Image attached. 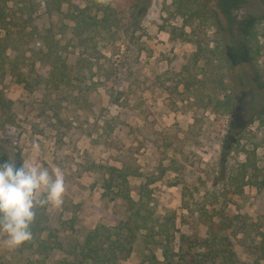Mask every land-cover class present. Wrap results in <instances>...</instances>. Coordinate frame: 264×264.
Listing matches in <instances>:
<instances>
[{"label":"rangeland","instance_id":"rangeland-1","mask_svg":"<svg viewBox=\"0 0 264 264\" xmlns=\"http://www.w3.org/2000/svg\"><path fill=\"white\" fill-rule=\"evenodd\" d=\"M226 1H242L232 8L237 20L252 15L245 25L257 28L263 52L260 70L235 44L229 46L226 60L203 56L197 62L195 84L205 83L206 91L223 101L203 111L197 105L189 108L180 92L168 89L197 51L195 37L184 34L182 19L174 16L172 0H152L138 28L105 33L107 39L98 40L94 52L78 45L64 15L47 11L44 4L32 10V25L42 30L52 27L68 46L63 56L72 83L59 89L46 86L39 80L38 72H44L39 55L27 51L22 76L7 74L0 90L12 101L19 126L21 167L27 161L50 171L59 168L65 176L63 205L43 208L45 234L82 240L95 226H112L126 218L129 209L118 186H105L108 168L121 167L126 158L135 167L128 175L131 195L138 199L141 187L147 186L155 215L174 211L177 240L181 233L197 237L202 240L200 250L211 221L228 215L237 224L227 233L238 259L264 264V189L257 185L264 175V4ZM75 3L93 5L94 0ZM203 28L202 38L213 46L219 31L214 26ZM31 46L36 51L39 47ZM105 139L122 148L107 146ZM34 143L40 145L38 154L33 152ZM248 155L259 168L258 180L250 166L243 175L241 164ZM6 239L0 232L2 264H24L32 256L21 246L9 249ZM155 252L163 258L160 248ZM147 253L138 238L131 254L116 264H152ZM66 255L64 248L55 247L47 264Z\"/></svg>","mask_w":264,"mask_h":264},{"label":"trees","instance_id":"trees-1","mask_svg":"<svg viewBox=\"0 0 264 264\" xmlns=\"http://www.w3.org/2000/svg\"><path fill=\"white\" fill-rule=\"evenodd\" d=\"M151 1L109 0L107 5H103L94 0L93 5H78L75 0H0V84L7 74L22 76L21 63L27 51L39 55V67L44 69L43 73L38 72L39 80L42 83L44 80L46 86L59 89L61 85L70 87L72 83L63 56L68 46L61 43L52 27L42 30L30 22L31 12L38 5L44 4L47 11L64 15L71 23L73 35L78 37V45H84L85 49L94 52L98 49V40L107 39L106 34L111 30L138 28L140 19ZM260 1L264 4V0ZM240 2L242 1L230 3L226 0H172L174 16L182 19V32H191L197 44V51L193 53L194 61H186L182 65L174 86L168 88L170 93L180 92L182 99L189 101V108H195L197 105L199 110L203 111L211 104L223 102L206 91L205 83L195 84L198 82L197 62L203 56L226 60L229 46L235 44L234 46L245 50L249 62L254 64L257 71L260 70L258 61L263 52L257 28L254 25H245L252 15L246 14L244 18L237 20L238 16L232 10L241 4ZM29 26L31 29H27ZM206 26H214L220 34L210 47V40L201 36L203 27ZM203 34L205 36L206 33ZM32 42L39 45L37 51L31 46L34 44ZM204 44L206 47H203ZM179 85H183V91H178ZM11 103L0 90V164L14 159L16 167L21 168L22 146L17 134L19 126L15 121ZM100 135H104V132ZM104 142L109 147L118 146L117 141L112 139H105ZM121 163V167L108 168L109 175L105 186L107 189L118 186V195L128 205L127 217L119 219L112 226H95L82 240L71 238L66 242L56 239V236L50 233L45 234L48 227L47 214L43 208H39L32 226L34 239L21 246L32 254L24 264H47V259L55 247L64 248L68 255L61 257L54 264H116L119 259H125L131 254L138 238L149 250L147 257L152 264H251L241 262L232 248L227 230L237 227V224H233V218L228 215L221 214L219 220L211 221L208 237L204 239L200 250L198 247L202 240L197 237L181 233L177 240L174 232L176 213L170 211L164 215H155L151 205L153 197L147 186L141 187L139 198L135 199L128 188V175L134 173L135 167L128 165L126 158H123ZM248 166L258 180L259 168L250 155L241 164L244 176ZM257 185L264 189V175L257 181ZM157 248L162 251V259L156 255Z\"/></svg>","mask_w":264,"mask_h":264},{"label":"clouds","instance_id":"clouds-1","mask_svg":"<svg viewBox=\"0 0 264 264\" xmlns=\"http://www.w3.org/2000/svg\"><path fill=\"white\" fill-rule=\"evenodd\" d=\"M98 3L107 5L109 0ZM32 147L38 154L40 145L34 143ZM65 193V176L59 168L50 171L27 161L17 168L14 159L0 164V232L7 235L6 246L15 249L33 241L37 210L46 206L60 208Z\"/></svg>","mask_w":264,"mask_h":264}]
</instances>
